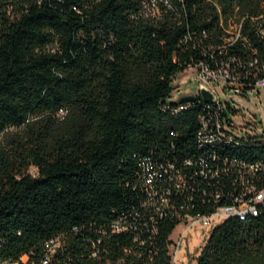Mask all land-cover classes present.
<instances>
[{"label": "trees", "instance_id": "1", "mask_svg": "<svg viewBox=\"0 0 264 264\" xmlns=\"http://www.w3.org/2000/svg\"><path fill=\"white\" fill-rule=\"evenodd\" d=\"M149 1L0 0V136L24 129L0 146V261L37 259L63 234L54 264H173L184 215L240 193L231 161L259 164L264 187V143L198 139L203 117L232 108L170 100L201 62H228L247 86L264 78V0H158L161 18ZM208 235L196 264H264V205Z\"/></svg>", "mask_w": 264, "mask_h": 264}, {"label": "built area", "instance_id": "2", "mask_svg": "<svg viewBox=\"0 0 264 264\" xmlns=\"http://www.w3.org/2000/svg\"><path fill=\"white\" fill-rule=\"evenodd\" d=\"M168 3L166 2L165 5ZM144 11L147 17H157L158 12H162L160 7V2L158 0H151L144 4ZM235 27V30H234ZM242 24L231 20L227 31L231 34L227 39L228 41L235 40L241 34ZM189 68L195 69L197 71L198 79L201 83L206 84L208 87L216 83H225L224 88L230 89L235 94L248 95L252 89L264 88V78H259L254 84L247 86L242 83L240 77L236 71L232 68V65L228 62H221L212 67L208 63L201 62L197 65L190 66ZM214 91V90H213ZM218 94V93H217ZM210 103H214L221 112H225L228 107L231 109V114L237 112L236 108L231 107L228 103H223L219 95L217 99ZM217 115V114H216ZM213 117H203L200 121L201 128L199 130L198 139L202 145L215 144L226 142L230 143L234 140H245L254 141L256 143H264V130L261 136L254 137L249 132L248 129H254L251 124H248L242 128L240 131L242 133H237L235 129H238L234 122L229 119V114H224L221 116ZM231 163L236 168V174L238 181L241 183L242 189L240 193L234 195L231 202L219 204L209 213H187L182 218L181 224H187L188 229L194 226L209 227L216 225L222 220L236 216L241 220H246L251 215H257L259 207L264 205V187H260L256 182V172L260 168L259 164H248L239 162L234 159ZM187 164H191L190 161ZM211 171V169H209ZM227 171V169L225 170ZM213 172V173H212ZM210 174L218 175L219 171H211ZM154 176L152 174L147 175L146 183L153 187ZM182 177H178L177 185L181 187L183 182ZM215 198L219 200L221 194L217 193ZM163 203L168 204L167 199H163ZM116 226H119L116 224ZM120 229V228H118ZM66 247V235H56L50 237L41 243V255L39 258H35L33 251L31 253H25L21 255L18 259H5L1 260L0 264H54V259L57 255L63 251Z\"/></svg>", "mask_w": 264, "mask_h": 264}, {"label": "rangeland", "instance_id": "3", "mask_svg": "<svg viewBox=\"0 0 264 264\" xmlns=\"http://www.w3.org/2000/svg\"><path fill=\"white\" fill-rule=\"evenodd\" d=\"M158 13L160 16L163 15L161 12ZM200 84L204 83L199 81L195 69L187 68L179 72L174 80L176 87L170 100L179 101L185 95L199 94ZM225 85V83H216L209 89L216 96L219 95L223 103H228L231 107L236 108L237 112L235 114H229V119L238 128L235 129L236 132L242 133L240 128L251 124L254 129H248L246 132L254 137L261 136L264 130V88L252 89L246 96L233 93L230 89L224 88ZM63 114L60 113L61 116ZM22 133H24L22 128L11 127L7 129L0 136V146L8 150L11 141ZM36 172V168H31L30 173L36 174ZM210 229L203 226H194L188 229L187 224H179L171 235L172 245L170 251L173 256V264H196V258L209 236Z\"/></svg>", "mask_w": 264, "mask_h": 264}, {"label": "water", "instance_id": "4", "mask_svg": "<svg viewBox=\"0 0 264 264\" xmlns=\"http://www.w3.org/2000/svg\"><path fill=\"white\" fill-rule=\"evenodd\" d=\"M199 91L207 102H212L217 99V96L212 93L209 87L205 84H200ZM194 99L195 95H185L180 99V102H188Z\"/></svg>", "mask_w": 264, "mask_h": 264}]
</instances>
